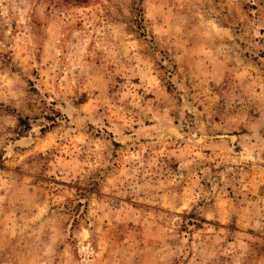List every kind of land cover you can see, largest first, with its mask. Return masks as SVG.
I'll use <instances>...</instances> for the list:
<instances>
[{"label":"rangeland","instance_id":"374dc122","mask_svg":"<svg viewBox=\"0 0 264 264\" xmlns=\"http://www.w3.org/2000/svg\"><path fill=\"white\" fill-rule=\"evenodd\" d=\"M0 264H264V0H0Z\"/></svg>","mask_w":264,"mask_h":264}]
</instances>
